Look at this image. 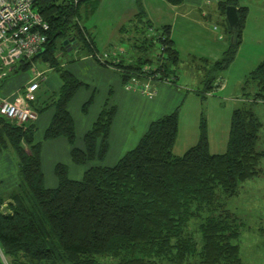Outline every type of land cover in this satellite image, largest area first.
Masks as SVG:
<instances>
[{"label":"trees","instance_id":"16d2710c","mask_svg":"<svg viewBox=\"0 0 264 264\" xmlns=\"http://www.w3.org/2000/svg\"><path fill=\"white\" fill-rule=\"evenodd\" d=\"M167 1L179 4L183 0ZM79 2L34 0V7L48 22L47 38L38 53L21 59L13 71L27 69L40 58L58 72L62 80L59 90L40 100L34 97L29 104L37 114L53 107L43 138L64 136L71 160L84 164L105 156L117 106L105 100L83 134V147L77 146L67 103L84 82L59 63L57 48L86 50L101 64L118 69L124 86L137 78L139 82L150 79L154 88L158 80L176 84L180 56L170 24H163L156 37L160 51L155 58L147 55L153 38L140 30L132 36L135 58L110 60L106 52L103 57L79 21ZM227 4L237 6L239 25L230 29L227 24L232 39L220 58L201 57L210 64L202 87L195 90L202 96L214 85L213 72L228 64L241 42L248 7L238 0H219L224 13ZM145 16L140 9L130 20L151 27L148 17L143 20ZM126 29L125 24L119 28L120 32ZM64 38H68L66 43ZM250 75L259 76L264 88V58ZM259 94L264 97V92ZM91 99L83 102V112ZM178 110L176 106L151 120L137 143L112 165L90 164L80 178H72L67 164L56 162L54 186L44 183L41 141L34 140V121L17 122L0 114V152H15L18 174L9 191L0 187V264H251L241 253L239 238L252 225L253 215L243 216L246 211L241 215L239 208L228 206L227 199L240 193L242 181L264 173L259 165L263 150L257 148L261 121L251 106H236L226 149L210 152L201 118L197 141L177 154L173 145Z\"/></svg>","mask_w":264,"mask_h":264},{"label":"rangeland","instance_id":"374dc122","mask_svg":"<svg viewBox=\"0 0 264 264\" xmlns=\"http://www.w3.org/2000/svg\"><path fill=\"white\" fill-rule=\"evenodd\" d=\"M218 2L219 0H201L200 6L207 12V15L203 16L196 10L183 15L182 11L178 10L189 7V4L185 3L174 11L169 8L171 4L167 0H80L78 18L92 35L100 53L112 54L122 50L126 61L137 56V49L131 47L134 40L132 36L136 35L137 30L153 38L147 53L153 59L160 51V42L156 37L161 34L163 24H170V35L180 56L176 68V84L171 86L179 89L183 98L179 103L178 135L173 151L180 154L197 141L201 118L205 120L209 151H224L232 110L245 104L251 106L261 121L257 148L263 150L259 165L264 168V97H259L264 88L259 76L252 78L250 75V71L264 58V0H238L239 4L246 5L248 9L237 51L225 67L213 72L214 85L209 92L202 96L195 91L202 87V79L210 66L206 65L201 57H207L211 61L220 58L232 39V32L226 28L228 21L225 13L221 11ZM140 9L145 10L146 16L143 20L148 17L152 23L151 27H147L145 22L130 20L132 14ZM121 24L127 26L122 32L118 29ZM135 24L137 28L134 27ZM56 53L60 64L79 57V54L68 48L58 47ZM33 64L32 66L38 68L46 65L40 58L35 59ZM32 66L8 72L6 77L10 73L11 76H20L23 72L31 73ZM158 81L155 82L156 85ZM40 89L43 92L41 98L50 92L44 82H41ZM102 90V87H97L95 94L99 91L101 93ZM112 93V90H108L106 97L110 98ZM1 154V189L7 192L18 180L17 156L10 149L2 150ZM43 156L45 158L46 154L43 153ZM54 165L53 160L48 165L45 159L43 161L46 185L52 173L56 176ZM71 165L77 167V163L73 161ZM68 174L74 176L72 169ZM239 191V194L227 199L228 206L239 208L241 215L246 211L243 215L245 217L253 215L250 219L252 225L239 238L241 253L251 264H264V173L242 181Z\"/></svg>","mask_w":264,"mask_h":264},{"label":"crops","instance_id":"0c3cea01","mask_svg":"<svg viewBox=\"0 0 264 264\" xmlns=\"http://www.w3.org/2000/svg\"><path fill=\"white\" fill-rule=\"evenodd\" d=\"M200 1L201 0H183L179 4L170 3L171 7L169 8L177 11L186 3L189 4V7L178 10L180 12L182 11L183 15L190 14L193 10H196L200 11L201 15L206 16L207 12L200 6ZM134 13L132 15H134ZM69 49L79 54V57L72 61L61 62V65L72 72L79 80L84 82L83 85L79 86L67 103V107L75 123V144L79 147H83V134L91 127L92 122L95 120L105 100H108L109 103H115L117 110L109 130V148L103 159L90 160L84 164H77V167L71 165L72 160L69 153L70 144L64 136L49 139L43 138V131L53 114V107H48L42 112H39L33 120L36 125L34 140L41 141V166L44 174V182L46 181L45 169L43 166L44 159L47 161V165L52 162V160L55 161V163L58 161L66 163L68 171L72 169L74 172V176L68 174L72 178H80L84 169L90 164L112 165L117 161L116 159H118L120 155L137 143L151 120L163 113L172 111L176 106L180 105L179 103H181L183 99L180 96L179 89H175V87L171 86L167 81H158L159 83L157 85L156 82L155 94L152 97H148L140 93L137 89L124 86L121 82L119 70L112 65L108 66L101 64L86 50L77 46L73 49ZM121 52L122 50L112 54L106 53L110 60H115L124 58ZM33 63H35V59ZM18 64L19 62H17L15 66L17 67ZM32 68L31 73L23 72L20 76H11L10 73V75L6 77L8 72L13 71V69L8 70L0 60V99H14L22 94L26 85L34 76H37L36 78L38 79V88L35 91L36 99H42L41 95L43 92L41 91L42 89H40L41 82L45 83L50 92L54 91L56 93L59 90L62 80L59 74L53 71L55 70L53 67L46 64L39 68L34 66H32ZM50 70L52 71L50 72ZM37 71L41 74L37 75ZM47 71H49V73L46 74ZM97 87H102L103 90L101 93L99 91L96 95L95 92ZM108 90L113 91L110 98H108V96L106 97ZM90 96L92 99L87 110L83 112L82 104ZM43 153L46 154L45 158ZM48 183L47 186L56 185L57 177L53 175V173L49 176Z\"/></svg>","mask_w":264,"mask_h":264},{"label":"built area","instance_id":"2783aa9c","mask_svg":"<svg viewBox=\"0 0 264 264\" xmlns=\"http://www.w3.org/2000/svg\"><path fill=\"white\" fill-rule=\"evenodd\" d=\"M33 3L34 0H0V60L8 70L14 69L21 59H31L46 41L48 22ZM105 55L103 53V57ZM36 74L41 73L37 71ZM36 77L31 79L23 93L16 98L0 99V114L14 118L17 122L36 118L37 112L29 104L38 88ZM126 87L137 89L148 97L155 94L150 79L139 82L137 78H133V83Z\"/></svg>","mask_w":264,"mask_h":264},{"label":"water","instance_id":"95a60500","mask_svg":"<svg viewBox=\"0 0 264 264\" xmlns=\"http://www.w3.org/2000/svg\"><path fill=\"white\" fill-rule=\"evenodd\" d=\"M225 16L228 21V25L230 29L236 28L239 25V17L237 12V6L234 4H227L225 6ZM71 37V36H69ZM68 41V38L63 39V43H66ZM71 48V46H68V49Z\"/></svg>","mask_w":264,"mask_h":264},{"label":"flooded vegetation","instance_id":"af4514ba","mask_svg":"<svg viewBox=\"0 0 264 264\" xmlns=\"http://www.w3.org/2000/svg\"><path fill=\"white\" fill-rule=\"evenodd\" d=\"M69 37V36H68Z\"/></svg>","mask_w":264,"mask_h":264}]
</instances>
